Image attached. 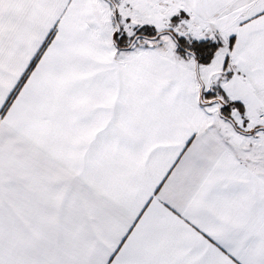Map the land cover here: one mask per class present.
I'll use <instances>...</instances> for the list:
<instances>
[{
  "label": "snow or ice",
  "instance_id": "1",
  "mask_svg": "<svg viewBox=\"0 0 264 264\" xmlns=\"http://www.w3.org/2000/svg\"><path fill=\"white\" fill-rule=\"evenodd\" d=\"M0 264H264V0H0Z\"/></svg>",
  "mask_w": 264,
  "mask_h": 264
}]
</instances>
